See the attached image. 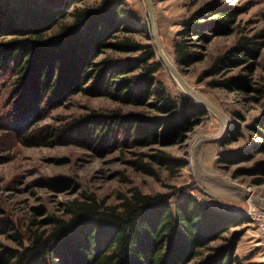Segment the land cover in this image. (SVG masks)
<instances>
[{
  "label": "trees",
  "instance_id": "trees-1",
  "mask_svg": "<svg viewBox=\"0 0 264 264\" xmlns=\"http://www.w3.org/2000/svg\"><path fill=\"white\" fill-rule=\"evenodd\" d=\"M80 1L0 0V84L6 81L9 85L8 98H34L38 104L45 101L57 106L82 93L149 106L154 111L144 116L90 114L72 120L65 126L72 133L66 143L76 141L101 149L102 135L115 126L127 141L142 147L182 142L207 114L178 89H167L155 76L164 68L151 42L132 37L148 32L146 16L124 0L75 6ZM233 15L226 8L204 6L180 19V39L172 45L175 66L180 70L178 66L199 59L198 54L185 49L192 42H183V37L208 42L211 36L226 31ZM67 16L69 19L64 20ZM260 48L253 36H240L213 57L207 71L217 74L237 66ZM106 50L122 55H106ZM100 54L103 56L97 58ZM250 66L244 68L249 70ZM3 74L6 76L1 78ZM214 83L230 90L246 85L240 75ZM254 90L260 108L246 129L264 138V77ZM232 132L227 131L219 142L240 136L239 130L235 136ZM47 133L65 137L57 130ZM262 146L253 142L222 152L217 161L234 164L248 160ZM149 158L170 175L188 164L186 158L162 150ZM151 166L134 162L136 169L155 177ZM250 170L263 172L264 163L256 162ZM119 199L117 205H106L91 195L72 199L65 204L63 215L50 218L46 230L24 234L14 230L7 219H0V235L15 243V247H8L0 242V264H241L234 254L239 233L222 236L248 221L241 211L201 203L189 193L173 198L166 193L132 190ZM216 239L222 241L209 244Z\"/></svg>",
  "mask_w": 264,
  "mask_h": 264
},
{
  "label": "rangeland",
  "instance_id": "rangeland-1",
  "mask_svg": "<svg viewBox=\"0 0 264 264\" xmlns=\"http://www.w3.org/2000/svg\"><path fill=\"white\" fill-rule=\"evenodd\" d=\"M98 0H82L77 7L92 6ZM153 5L157 32L162 46L173 57V42L180 37V19L204 7L215 6L228 9L233 17L226 29L211 36L208 42L183 37L192 44L186 50L199 55V59L187 66H178L184 78L205 97L222 109L230 119L228 132L239 130L240 136L225 143H205L202 146L203 163L224 177L244 184L253 194L264 201V171L250 170L256 162L264 163V138L255 137L246 129V124L260 108L254 90L264 77V0H150ZM130 7L145 17L142 0H124ZM147 20V17H145ZM67 16L64 20H68ZM54 30V29H53ZM52 31V30H51ZM147 33L137 32L132 37L140 42H149ZM240 36H253L261 45L256 55L246 57V62L230 67L217 74H210L207 67L213 57L231 46ZM149 38V39H148ZM106 55L122 53L106 50ZM103 56L98 55L97 58ZM250 64V69L244 68ZM243 76L244 87L230 90L214 83L227 76ZM3 76H6L3 74ZM167 89L175 92L164 69L156 75ZM9 85L0 84V219H7L14 230L26 233L30 230H46L51 217L63 215L64 206L72 199L91 195L106 205H117L119 197L135 190L143 194L166 193L173 198L184 193L194 196L199 202L210 206L228 208L223 201L207 196L192 177L188 164L173 175L151 161L149 155L162 150L172 156L187 159L188 145L200 131H212L217 122L202 116L182 142L149 147L134 145L127 141L117 126L102 135V148L94 149L79 142L66 143L72 134L65 126L90 114L120 115L154 113L149 106L124 104L102 96L75 93L60 105L50 106L34 98H8ZM33 108V111L30 109ZM25 110V111H24ZM26 113V114H25ZM16 120V123L14 122ZM15 125V127H13ZM17 125V126H16ZM120 128V127H119ZM57 130L60 135L51 136L47 131ZM65 140V141H64ZM261 142L262 149L250 159L234 164L218 162L219 154ZM151 164L155 177L142 173L134 162ZM235 174L232 177V174ZM237 211L248 219L232 227L223 237L237 231L239 237L234 254L241 264H264V208L251 202L239 203ZM221 239L209 244L220 243ZM0 242L8 247L15 243L8 236L0 235Z\"/></svg>",
  "mask_w": 264,
  "mask_h": 264
},
{
  "label": "water",
  "instance_id": "water-1",
  "mask_svg": "<svg viewBox=\"0 0 264 264\" xmlns=\"http://www.w3.org/2000/svg\"><path fill=\"white\" fill-rule=\"evenodd\" d=\"M142 1L147 17L149 38L155 51L156 59L162 64L175 87L217 122L216 127L212 131L197 132L188 145L187 161L193 180L199 184L207 196L221 200L235 209L239 208V203L246 202L247 200H250L260 207H264V201L253 194L248 186L224 177L221 173L203 163V144L221 141L227 134L230 119L222 109L205 97L197 88L189 84L182 72L175 66L173 60L162 46L158 36L152 2L150 0Z\"/></svg>",
  "mask_w": 264,
  "mask_h": 264
},
{
  "label": "bare ground",
  "instance_id": "bare-ground-1",
  "mask_svg": "<svg viewBox=\"0 0 264 264\" xmlns=\"http://www.w3.org/2000/svg\"><path fill=\"white\" fill-rule=\"evenodd\" d=\"M165 49V48H164ZM166 51V50H165ZM167 52V51H166ZM168 53V52H167ZM170 56V55H169ZM247 203H249V204H251V201L250 200H247L246 201ZM262 208H264V207H262Z\"/></svg>",
  "mask_w": 264,
  "mask_h": 264
},
{
  "label": "built area",
  "instance_id": "built-area-1",
  "mask_svg": "<svg viewBox=\"0 0 264 264\" xmlns=\"http://www.w3.org/2000/svg\"><path fill=\"white\" fill-rule=\"evenodd\" d=\"M224 204H226V203H224ZM227 206H228V208H231L232 206H230V205H228V204H226ZM233 208V207H232Z\"/></svg>",
  "mask_w": 264,
  "mask_h": 264
}]
</instances>
